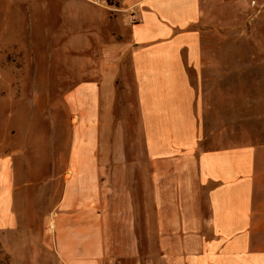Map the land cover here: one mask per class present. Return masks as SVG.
<instances>
[{"label": "crops", "instance_id": "1", "mask_svg": "<svg viewBox=\"0 0 264 264\" xmlns=\"http://www.w3.org/2000/svg\"><path fill=\"white\" fill-rule=\"evenodd\" d=\"M82 1L71 9L87 11L82 19L59 16L68 26L97 24L88 25L97 28L88 44L98 45L83 54L87 73L62 88L64 105L87 110L83 147L72 132L52 167L63 170L62 187L44 220L58 256L64 264H264V68H251L245 52L204 50V31L233 26L245 8L235 0ZM219 59L226 67L215 66ZM0 145L6 235L34 216L22 210L20 182L43 158L28 167Z\"/></svg>", "mask_w": 264, "mask_h": 264}, {"label": "rangeland", "instance_id": "2", "mask_svg": "<svg viewBox=\"0 0 264 264\" xmlns=\"http://www.w3.org/2000/svg\"><path fill=\"white\" fill-rule=\"evenodd\" d=\"M88 1L104 6L113 3V0ZM235 1L245 11L239 10L233 26L206 29L208 42L204 43V50L245 52L250 55L251 68H264V41L258 40L264 34V0ZM72 2L76 5L72 8L83 4L82 0ZM62 6H66L62 0H0V143L9 148L11 157H19L28 167L43 158V168L31 171L20 182L18 197L22 210L33 212L34 216L24 218L21 227L12 233L0 234V264H64L54 249L44 216L54 203L51 200L61 193L63 170L52 169L53 163L61 162L63 149L70 147L72 132H76L75 146L84 145L78 130L87 107L64 105L62 88L71 78L76 80L87 73L83 54L90 47L95 49L98 43L88 44L92 34L97 33L96 26L90 31L88 25L97 24L80 21L68 26L59 18L67 15L82 19L87 11H71V7L67 10ZM215 63L226 67L225 59ZM214 75L206 77L220 80L226 77ZM254 77L258 79L259 75ZM234 93L242 96V91ZM250 93L257 98V92ZM117 102H124L123 92Z\"/></svg>", "mask_w": 264, "mask_h": 264}, {"label": "built area", "instance_id": "3", "mask_svg": "<svg viewBox=\"0 0 264 264\" xmlns=\"http://www.w3.org/2000/svg\"><path fill=\"white\" fill-rule=\"evenodd\" d=\"M130 20H131L132 22H138V21L140 20V18L131 15V16H130Z\"/></svg>", "mask_w": 264, "mask_h": 264}]
</instances>
